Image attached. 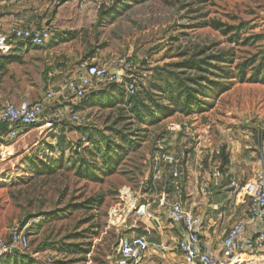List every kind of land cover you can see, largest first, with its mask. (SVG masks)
<instances>
[{"label": "rangeland", "instance_id": "rangeland-1", "mask_svg": "<svg viewBox=\"0 0 264 264\" xmlns=\"http://www.w3.org/2000/svg\"><path fill=\"white\" fill-rule=\"evenodd\" d=\"M33 1L32 6H47L39 21L52 22L53 38L41 51H47L41 70L26 67L23 57L0 55V106L18 101L13 93L35 100L47 87L48 71L61 68L69 78L82 60L132 59L135 69L116 83L124 89L131 80L136 90L153 91L159 72L174 70L196 51L237 63L259 58L264 43L243 41L264 35V0ZM212 20L237 27L236 35H221L210 26ZM224 65L233 71L232 64ZM214 68L200 87L209 96L202 114L138 120L128 102L112 103L118 94L114 82L101 80L83 98L68 100L83 124L35 126L0 140V236L30 222L28 249L1 258L0 264H113L119 236L159 190L161 155L185 150L180 133L197 143L211 130L222 129L228 137L246 130L264 143V85L231 84L218 79ZM220 83L227 86L223 92ZM124 94L129 95L125 89ZM5 146L13 147L11 155ZM105 150L110 155L103 159ZM234 264H264V253Z\"/></svg>", "mask_w": 264, "mask_h": 264}, {"label": "crops", "instance_id": "crops-1", "mask_svg": "<svg viewBox=\"0 0 264 264\" xmlns=\"http://www.w3.org/2000/svg\"><path fill=\"white\" fill-rule=\"evenodd\" d=\"M33 2L13 0L10 3L8 0H0V32L7 34L11 27L32 30L47 27L51 31L50 39L44 46H34L29 42L10 38L8 52L0 55L23 57L25 66L34 67L37 71L43 67V56L47 51H41L43 47L49 45L53 32L50 28L52 22L48 23L45 19L39 21V15L47 6H32ZM67 79L68 74L61 68L50 70L47 73V87L35 100L30 97L24 98L21 93H13L12 97L19 100L12 102L20 100L34 102L49 89H54L56 95L49 108L70 109L72 108L68 101L70 95L62 88ZM221 131L222 129L211 130L207 140L197 143H191L180 133V145H183L185 150L181 151L180 155L174 154L172 150H166L173 158V163L160 158L156 172L159 190L143 204L142 212L135 214L129 226L126 225L125 232L119 236V238L136 235L145 237L148 248L138 264H186L183 255L177 249V241L183 235L182 226L172 222L166 213L167 205L171 203L179 202L185 211L199 217V235L210 246L219 264L227 262L222 258L223 243L233 224L242 222L245 235L260 227L259 222L250 214L249 201L244 193L233 192L234 185H242L263 172L262 143L259 135L240 130L228 137L224 135L225 131ZM222 149L224 159L220 153ZM208 155L209 158L206 160L205 156ZM174 172L177 175H173ZM213 172H217L218 177H212ZM112 256L115 264L118 258L115 249ZM249 256L253 257L254 254Z\"/></svg>", "mask_w": 264, "mask_h": 264}, {"label": "built area", "instance_id": "built-area-1", "mask_svg": "<svg viewBox=\"0 0 264 264\" xmlns=\"http://www.w3.org/2000/svg\"><path fill=\"white\" fill-rule=\"evenodd\" d=\"M10 3L13 0H8ZM51 37L49 28L32 30L25 27H11L8 33L0 32V54L7 53L10 48V38L29 42L34 46H44ZM132 59L116 58L103 63H90L82 60L76 64L73 75L62 85L63 90L74 99L83 98L93 82L101 80L119 81L110 73L111 68L127 73L135 69ZM126 91L132 94L135 91L134 81L126 85ZM56 91L49 89L34 102L20 100L19 102L7 101L0 107V125L7 124L6 129L0 130V140L7 141L15 138L20 129L41 126L48 129L60 124L72 122L75 125L83 124L81 114L73 108L51 110L50 102L54 99ZM261 157L264 165V143L261 144ZM161 159L173 163V158L162 154ZM173 175H177L176 172ZM212 177H218L217 172ZM233 192H243L247 197L252 218L259 222L260 227L249 235L244 234V224L236 222L229 229L223 243L222 258L230 264L233 261L241 262L243 256L264 252V167L263 172L242 185H234ZM129 197L128 192H123ZM127 197V198H128ZM166 213L169 219L182 226L183 235L177 241V249L183 255L186 264H219L214 257L210 246L200 237L198 231L199 217L185 211L179 202L167 205ZM38 222L37 219H34ZM29 221L22 227L12 228L6 237L0 236V258L9 254L23 253L28 249L29 236L26 229ZM148 248L147 240L142 235L130 238L120 237L114 247L118 255L115 264H138Z\"/></svg>", "mask_w": 264, "mask_h": 264}, {"label": "trees", "instance_id": "trees-1", "mask_svg": "<svg viewBox=\"0 0 264 264\" xmlns=\"http://www.w3.org/2000/svg\"><path fill=\"white\" fill-rule=\"evenodd\" d=\"M210 26L218 30L221 35L228 37L236 35L237 27L235 26H229L215 20L210 22ZM262 39H264L263 34H255L247 36L243 41L253 44ZM261 47L259 58L250 57L237 63H234L233 60L226 61V58L222 55H205L203 51H196L189 58L175 63L173 65L174 70L165 71L164 74H160L159 72V78L154 83H151L153 91L148 88L135 89L136 91L132 94L125 96L124 89L126 90V85L129 82L124 85L123 89V86H121L123 83L119 85L116 83L118 81H112L114 82V90L118 93L116 99L113 98L112 103L120 101L128 102L130 104V111L134 116L138 120L148 118L151 121L149 123H156L175 112H180L186 116L202 114L206 111L204 99L209 96L204 95L200 87L206 82L210 68L215 67L218 70L216 76L218 79L229 80L230 83L232 82L231 84L253 83L264 85V43ZM214 61L219 62L222 66L216 67L213 64ZM226 63L232 65L234 63L233 71H228V66L224 65ZM191 71L195 72V74L191 75ZM211 73L214 74L215 71ZM129 81L131 82V80ZM208 85L212 84L209 83ZM220 85L222 87L219 92H223L227 86L225 87L224 83H220ZM92 94L94 95L95 92H92ZM201 96L202 98H200ZM162 101H166L167 103L163 104ZM157 113L162 117L157 116ZM220 153L224 159L225 155L222 154L223 149ZM104 155L103 159H106V155H110V153L106 151ZM15 254H18V252L12 255Z\"/></svg>", "mask_w": 264, "mask_h": 264}, {"label": "water", "instance_id": "water-1", "mask_svg": "<svg viewBox=\"0 0 264 264\" xmlns=\"http://www.w3.org/2000/svg\"><path fill=\"white\" fill-rule=\"evenodd\" d=\"M110 73L113 74L117 79L121 80L122 78L126 77V74L124 72H120L115 68H111L110 69ZM7 128V124H1L0 125V130L1 129H6Z\"/></svg>", "mask_w": 264, "mask_h": 264}, {"label": "bare ground", "instance_id": "bare-ground-1", "mask_svg": "<svg viewBox=\"0 0 264 264\" xmlns=\"http://www.w3.org/2000/svg\"><path fill=\"white\" fill-rule=\"evenodd\" d=\"M6 155H11L13 153V147L11 146H5L3 147ZM247 258V257H246ZM245 260V259H244ZM250 260V259H249ZM242 261V260H241ZM237 262V261H234ZM246 262V261H245Z\"/></svg>", "mask_w": 264, "mask_h": 264}]
</instances>
